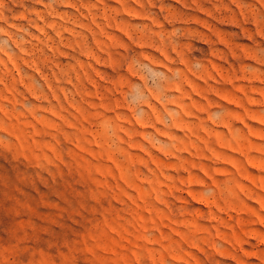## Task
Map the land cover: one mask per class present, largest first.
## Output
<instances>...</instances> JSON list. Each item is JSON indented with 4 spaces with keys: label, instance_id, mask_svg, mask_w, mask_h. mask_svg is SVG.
<instances>
[{
    "label": "rangeland",
    "instance_id": "374dc122",
    "mask_svg": "<svg viewBox=\"0 0 264 264\" xmlns=\"http://www.w3.org/2000/svg\"><path fill=\"white\" fill-rule=\"evenodd\" d=\"M0 264H264V0H0Z\"/></svg>",
    "mask_w": 264,
    "mask_h": 264
}]
</instances>
